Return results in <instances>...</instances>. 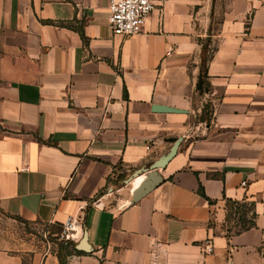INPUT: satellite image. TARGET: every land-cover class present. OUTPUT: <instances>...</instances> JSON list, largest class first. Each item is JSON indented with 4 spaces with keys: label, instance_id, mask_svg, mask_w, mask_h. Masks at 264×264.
<instances>
[{
    "label": "crops",
    "instance_id": "crops-1",
    "mask_svg": "<svg viewBox=\"0 0 264 264\" xmlns=\"http://www.w3.org/2000/svg\"><path fill=\"white\" fill-rule=\"evenodd\" d=\"M109 13L0 0V264H264V0H163L132 36ZM171 137L163 182L131 204L125 180ZM227 200L256 227L234 231ZM79 214L89 252L58 237Z\"/></svg>",
    "mask_w": 264,
    "mask_h": 264
},
{
    "label": "built area",
    "instance_id": "built-area-1",
    "mask_svg": "<svg viewBox=\"0 0 264 264\" xmlns=\"http://www.w3.org/2000/svg\"><path fill=\"white\" fill-rule=\"evenodd\" d=\"M163 0H109V27L114 35L132 36L142 31L147 18ZM170 53V51H169ZM26 167L24 170H27ZM244 186L246 182L242 183ZM84 216L71 215L62 225L59 239L76 241L83 233Z\"/></svg>",
    "mask_w": 264,
    "mask_h": 264
},
{
    "label": "water",
    "instance_id": "water-1",
    "mask_svg": "<svg viewBox=\"0 0 264 264\" xmlns=\"http://www.w3.org/2000/svg\"><path fill=\"white\" fill-rule=\"evenodd\" d=\"M201 85V76L199 79L198 87ZM154 111H163V112H169V113H184L188 114L189 111L186 109H180L175 107H166V106H158L154 105L153 107ZM169 142H171L173 145L170 149L169 154L162 155L159 159L154 161L151 165L148 167H141L137 170H135L126 180L125 183H129L134 179L141 178L138 186L133 189L132 191V198L130 200L131 204H135L139 202L142 198L147 196L149 193H151L155 188H157L161 183L163 182V176L160 173V167L161 164L168 159V157L173 154L180 144L183 141V137H171L167 139ZM76 249L82 250L85 252L91 251V246L88 242V232L84 231L83 236L79 243L75 246Z\"/></svg>",
    "mask_w": 264,
    "mask_h": 264
},
{
    "label": "trees",
    "instance_id": "trees-1",
    "mask_svg": "<svg viewBox=\"0 0 264 264\" xmlns=\"http://www.w3.org/2000/svg\"><path fill=\"white\" fill-rule=\"evenodd\" d=\"M68 25V24H67ZM214 34V27L211 24L209 28V35L206 39H199V42L202 44L201 51V85L199 86V90L205 91L210 87L208 82V64L213 55L214 48L211 47L212 36ZM125 96L127 97V92L125 91ZM208 117L205 116V120ZM198 193L205 197L209 203L213 204L214 202L207 197L205 191L202 186H200ZM228 213H227V221L236 220L237 225L240 226V229H237L236 232L239 233L242 230H249L251 228L256 227V217L257 214L254 211V204L252 202L244 201L243 203L227 200ZM61 264H66L65 261L60 258Z\"/></svg>",
    "mask_w": 264,
    "mask_h": 264
},
{
    "label": "bare ground",
    "instance_id": "bare-ground-1",
    "mask_svg": "<svg viewBox=\"0 0 264 264\" xmlns=\"http://www.w3.org/2000/svg\"><path fill=\"white\" fill-rule=\"evenodd\" d=\"M140 180H141V178H137V179H136V187L138 186Z\"/></svg>",
    "mask_w": 264,
    "mask_h": 264
},
{
    "label": "rangeland",
    "instance_id": "rangeland-1",
    "mask_svg": "<svg viewBox=\"0 0 264 264\" xmlns=\"http://www.w3.org/2000/svg\"><path fill=\"white\" fill-rule=\"evenodd\" d=\"M232 228H233V230H234V231H236V230L238 229V228H237V227H235V226H234V227H232Z\"/></svg>",
    "mask_w": 264,
    "mask_h": 264
}]
</instances>
